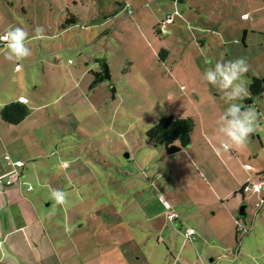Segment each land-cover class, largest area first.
I'll list each match as a JSON object with an SVG mask.
<instances>
[{
	"label": "rangeland",
	"instance_id": "374dc122",
	"mask_svg": "<svg viewBox=\"0 0 264 264\" xmlns=\"http://www.w3.org/2000/svg\"><path fill=\"white\" fill-rule=\"evenodd\" d=\"M10 27L27 32L30 55L10 61L0 46L1 94L22 86L49 104L28 130L2 120L6 142L20 147L0 142V153L23 152L40 212L68 228L81 255L90 242V264L113 249L124 264H264V186L262 195L252 186L264 177V91L250 89L264 82V0H0V36ZM238 58L249 95L231 100L233 89L205 72ZM104 64L111 77L93 85ZM233 103L255 109L256 128L225 151ZM167 115L194 121L190 145L173 154L147 136ZM236 178L251 188L224 197Z\"/></svg>",
	"mask_w": 264,
	"mask_h": 264
},
{
	"label": "crops",
	"instance_id": "0c3cea01",
	"mask_svg": "<svg viewBox=\"0 0 264 264\" xmlns=\"http://www.w3.org/2000/svg\"><path fill=\"white\" fill-rule=\"evenodd\" d=\"M2 45L7 46L6 43L1 44V46ZM6 89L8 92L6 91L2 95L1 91L3 90V88L2 86H0V109L6 103L8 104L12 101H20V98H23L25 101L24 104H26L27 107L29 108L30 114L29 116H27V118L23 122L16 124V125L18 127H22L24 130H28V128H30V126L33 125L34 122H36L35 121L36 119L33 118L34 112L40 109H44L49 103H45L43 101L44 99L39 100L38 97L34 95L35 93H32V91H29L28 89H23L22 86L18 87L17 89H13L11 87H8ZM2 120L3 119L1 118V115H0V127L2 124L1 123ZM0 142L1 144H4L5 149H6V146L11 147V149H13L14 147H20L18 143H12V141L7 143L1 129H0ZM3 154H9V152L7 151L6 153H0V177H1V183H0V264H2L3 262H8V264H11V262H18L20 264L27 263L26 261H24L26 259H21V260L19 259V256H18L19 252H22L23 255H26L27 253L33 254V258H30L27 260L29 261L28 262L29 264H45L42 261H47L49 258H52L54 263L50 262L48 264H55V263L56 264H90L91 257L93 256V252L89 247L90 242L87 241L89 242L87 245L84 244L83 242L84 246H86V250H85L84 255H81L79 253L80 251L78 250V247L75 245V242H74L75 238L73 237V235H70L67 232L68 228L67 227L64 228L63 225L59 224V221L57 219H52V217L40 212L39 207H38L39 204L37 203L36 193L33 192L34 186L27 180V178H25L24 173H26V171L29 170L27 165H25L22 168L19 167L18 168L19 175L13 174L10 177L11 183L8 184L9 173L14 168L13 166H11V164H9L4 159V156L6 155L3 156ZM14 156L16 157L15 158H13L12 156L10 157L13 161L19 160V159L23 161L24 159L22 158L23 152L21 150L14 153ZM9 168H11L10 171H8ZM259 176H264V172L260 173ZM242 180L244 181V179ZM242 180L241 178L239 179L236 178V180H234L235 187L230 188L229 192L224 197L229 198L231 194L233 193L234 195L237 194V191H239V186L242 188L241 186V183L243 182ZM261 181H264V177L261 178ZM30 187H33V188L29 190ZM262 193L263 192L261 191L260 193H257V194L262 195ZM159 197L161 199V196ZM175 199L176 197H174V201L170 199V201L174 204L173 205L174 208L177 211L183 210L182 205L180 207L175 202ZM195 203L197 202L192 201V203L190 204L193 205ZM197 206L199 207L200 205L197 204ZM201 207H202L201 209H203L204 205H201ZM157 215L158 214H153L152 218L157 217ZM233 215L234 213L232 211L229 212V218H230L231 223L234 220L236 222V218H234ZM238 221L240 223L241 220L238 219ZM59 226L63 227L64 230L61 231ZM72 226H74L75 228L74 235H80V233L76 229V224ZM150 228L153 231L154 226H150ZM190 228L196 230L194 226ZM177 230L176 232H178ZM18 233L20 236H17L18 238H14ZM195 235H196V231H195ZM83 236H81V238ZM89 236H90V232H88V234L84 236V239L86 237L90 238ZM65 238H67V241H69V243H67V241L66 243L63 241L65 240ZM188 240H191V239H188ZM28 242L30 243V246L28 245ZM35 242L42 243L43 247H40V245L34 246ZM55 242L58 245H55ZM31 243H33V245H31ZM112 243L115 246H118L119 240L114 238ZM7 244H8V249L11 251L9 255H8V252L4 249V245H7ZM59 246H62L63 248L66 247L62 249V255H63L62 258L59 257L61 253ZM27 250L30 251V253ZM101 250H99V254ZM118 254H121L120 250L116 251L115 249H113L110 251H106L104 256L100 254V256H102L101 258L104 259V262L99 261L98 264H124L123 256H116ZM10 255L12 257H10ZM7 256H8V260H6ZM27 257L28 255L25 258Z\"/></svg>",
	"mask_w": 264,
	"mask_h": 264
},
{
	"label": "clouds",
	"instance_id": "9594fccd",
	"mask_svg": "<svg viewBox=\"0 0 264 264\" xmlns=\"http://www.w3.org/2000/svg\"><path fill=\"white\" fill-rule=\"evenodd\" d=\"M42 27H37V36L43 33ZM28 38L27 32L21 27H10L3 38L11 55L6 54V59L12 60L15 56L16 60H23L30 55V50L25 47V40ZM248 71L247 62L243 58L234 61L217 62L215 70L211 68L205 72L206 82L213 86L217 85V80L222 81V88H231L233 91L229 94L231 100L244 99L249 95L247 87L242 82V76ZM239 104H230L227 114L232 117L225 129L227 133V141L221 143V147L228 151L230 149L243 148L248 142L251 134L255 131L257 114L251 106L240 112ZM57 203L64 204L65 199L62 193H55Z\"/></svg>",
	"mask_w": 264,
	"mask_h": 264
},
{
	"label": "trees",
	"instance_id": "16d2710c",
	"mask_svg": "<svg viewBox=\"0 0 264 264\" xmlns=\"http://www.w3.org/2000/svg\"><path fill=\"white\" fill-rule=\"evenodd\" d=\"M93 73V71H91ZM94 83L102 81L104 78L103 72L93 73ZM264 82L259 79H254L250 83L252 94H260L264 91ZM30 111L26 104L21 101H12L6 103L0 109V115L4 121L11 125H16L23 122ZM194 121L191 118L176 117L167 115L161 118L158 123L147 131V136L154 145L164 144L168 154H173L186 148L191 143V132L194 127ZM243 188L240 190L242 191Z\"/></svg>",
	"mask_w": 264,
	"mask_h": 264
},
{
	"label": "built area",
	"instance_id": "2783aa9c",
	"mask_svg": "<svg viewBox=\"0 0 264 264\" xmlns=\"http://www.w3.org/2000/svg\"><path fill=\"white\" fill-rule=\"evenodd\" d=\"M5 35H6V34L1 35L0 38H3ZM4 43H6V42L3 41V40H0V46H1V44H4ZM20 101L23 102V103L25 102L23 98H20ZM4 158H5V160H6L9 164H11V166H13V168H14V169H13L12 171H10V173H9L8 184H10V183H11V179H10V177H11L13 174H18V175H19L18 168H19V167H21V168L24 167L25 164H24L20 159H19V160H15V161H13V160L10 158L9 155L4 156ZM0 183H1V177H0ZM252 186H253V191H254V193H260V192L262 191V189H263L264 181H260L259 183H257V184H253ZM32 188H33V187H30L29 190H31ZM242 188H243L244 190L247 191V190H249L251 187L249 186L248 182H246L245 184L242 185ZM161 198H162V197H161ZM163 203L165 204L166 208L171 209V205H170L168 202H166V200H164ZM168 217H169L170 219H175V218L177 217V213H175V212H173V211L168 212ZM194 235H195V230L192 229V228H188V229L186 230V232H185V238H186V239H191V238L194 237Z\"/></svg>",
	"mask_w": 264,
	"mask_h": 264
},
{
	"label": "water",
	"instance_id": "95a60500",
	"mask_svg": "<svg viewBox=\"0 0 264 264\" xmlns=\"http://www.w3.org/2000/svg\"><path fill=\"white\" fill-rule=\"evenodd\" d=\"M103 75H104V78L105 80L109 79L111 76H110V73H109V70L108 68L105 66V64L103 65ZM244 213H246V204L242 205L241 206V209H240V212H239V215H243Z\"/></svg>",
	"mask_w": 264,
	"mask_h": 264
}]
</instances>
